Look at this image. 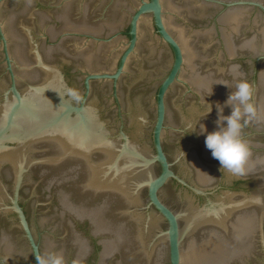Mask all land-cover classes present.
<instances>
[{
    "label": "clouds",
    "instance_id": "obj_1",
    "mask_svg": "<svg viewBox=\"0 0 264 264\" xmlns=\"http://www.w3.org/2000/svg\"><path fill=\"white\" fill-rule=\"evenodd\" d=\"M239 75L237 73V76ZM252 94L251 85L246 80L238 79L235 91L230 92L224 105H220V109L216 108L217 130L201 134L205 135V148L210 152L211 157L218 161L220 170L223 169L237 176L246 173L251 155L248 144L241 138V121L244 116L254 115L253 105L250 102ZM230 101L236 103L230 105ZM224 107L231 108L230 115H223ZM35 259L37 264H64L63 257L59 254H49L47 257L37 255Z\"/></svg>",
    "mask_w": 264,
    "mask_h": 264
}]
</instances>
